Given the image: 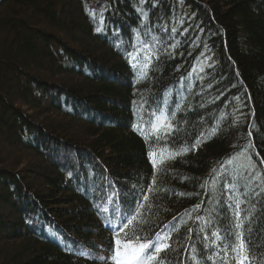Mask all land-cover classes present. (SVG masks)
<instances>
[{"label":"trees","instance_id":"trees-1","mask_svg":"<svg viewBox=\"0 0 264 264\" xmlns=\"http://www.w3.org/2000/svg\"><path fill=\"white\" fill-rule=\"evenodd\" d=\"M165 118L167 137L153 130ZM29 155L38 170L15 172ZM248 157L264 173V0L0 6V264H114L118 238L157 232L166 264H194L185 248L226 228L264 264V176L244 178Z\"/></svg>","mask_w":264,"mask_h":264},{"label":"snow or ice","instance_id":"snow-or-ice-1","mask_svg":"<svg viewBox=\"0 0 264 264\" xmlns=\"http://www.w3.org/2000/svg\"><path fill=\"white\" fill-rule=\"evenodd\" d=\"M236 99H239L236 97ZM165 103H167L165 101ZM162 116H164L163 113H161ZM161 128L167 129L164 131V136H170L173 135L177 129L173 126L170 119L165 118L162 125L157 126L154 128V131H160ZM159 139V137H157ZM248 147H251L249 145ZM188 149H184V151H187ZM153 157L155 156L154 153H150ZM248 163L240 165V167L244 168L248 175L247 177H244L245 179L251 181V180H257L261 179L262 176H264V173L257 172L255 167V161L251 160V157H248ZM231 159L229 160V163H231ZM261 163H264V161H261ZM153 164L155 166V159H153ZM153 184L156 183L155 180L152 181ZM228 190L230 192H237L238 189L236 187L235 183L229 184ZM152 191V188L149 187L147 192L150 193ZM254 191V190H253ZM264 191V189H262ZM256 195H259V193H255ZM183 195V194H181ZM149 196L147 193H144L141 195L140 200L137 202L136 209L133 210L132 213L128 214L127 218H122L121 223L117 226V228L121 231L127 229L130 225L136 221V215L138 212H140L141 209L144 208L145 202L148 201ZM235 203L231 207L233 208V214H234V223L233 227L236 229H243L244 227V221L241 219V203H243L242 200L239 199V197H234ZM199 207V206H198ZM106 210V209H105ZM198 219H200L198 217ZM209 227H211V221L208 222ZM166 228L169 227L168 225L165 226ZM163 231V230H162ZM192 229H189V232H191ZM201 231H204V229H201ZM231 229L226 228L224 229L223 234L220 233L219 230H213L211 232V236L214 238L212 243L209 244L208 236L205 235L203 237V243L200 249H197L195 245H190L191 252L188 251V247L185 248V254L189 256V259L194 262V264H208V261H212L213 257L221 260V264H227V257L221 255V251L217 250L219 249V243H224V247L222 249V252L227 253L228 251H231L236 254V259L238 260V264H251V260L249 258L247 247L244 239V232L239 231L236 233V240L232 243H226L230 238ZM171 239V234H164L162 235L161 232L156 233V240H148L147 238H141L139 236H134L132 239H129L127 235L125 234V237L123 241L121 239L116 240V249L114 253L109 257L112 261H114V264H166V256H162L161 253H166L168 249L171 248V244L168 243ZM238 241V243H237ZM130 249V250H129ZM150 249V251H149ZM209 250V251H205ZM211 252V254H209ZM98 259H105L104 257H98Z\"/></svg>","mask_w":264,"mask_h":264},{"label":"rangeland","instance_id":"rangeland-1","mask_svg":"<svg viewBox=\"0 0 264 264\" xmlns=\"http://www.w3.org/2000/svg\"><path fill=\"white\" fill-rule=\"evenodd\" d=\"M149 55L150 54H147L146 55V64H147V60H148V58H149ZM136 56H137V54H135L134 56H133V60L136 58ZM145 59V58H144ZM48 101H50V100H48ZM33 123H35V121H33ZM38 124V123H37ZM159 125V123H157V126ZM40 126H41V124H40ZM12 153H14V155H13V162H14V164H16V163H18V162H21L22 160H23V158H24V156H23V154L21 153V152H18V153H16V152H14V151H12ZM37 168V163L35 162V159L32 157V156H30L29 155V158H27V159H25L24 161H23V164L18 168V170L16 169L15 170V172H20V169H26V170H38V169H36ZM15 169V168H14ZM23 172V171H22ZM24 173V172H23ZM2 211L6 214V213H9V209H8V207L7 206H3L2 207ZM130 250V249H129ZM229 260H230V264H238V260L236 259V254H230V258H229Z\"/></svg>","mask_w":264,"mask_h":264},{"label":"water","instance_id":"water-1","mask_svg":"<svg viewBox=\"0 0 264 264\" xmlns=\"http://www.w3.org/2000/svg\"><path fill=\"white\" fill-rule=\"evenodd\" d=\"M6 0H0V6L5 2Z\"/></svg>","mask_w":264,"mask_h":264}]
</instances>
